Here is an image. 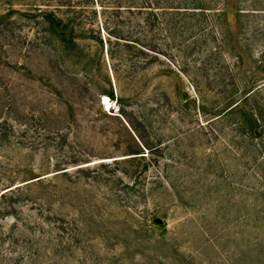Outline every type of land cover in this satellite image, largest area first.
Wrapping results in <instances>:
<instances>
[{
  "label": "rangeland",
  "instance_id": "rangeland-1",
  "mask_svg": "<svg viewBox=\"0 0 264 264\" xmlns=\"http://www.w3.org/2000/svg\"><path fill=\"white\" fill-rule=\"evenodd\" d=\"M45 2L0 0V11L27 10ZM203 4L211 8L205 9L204 29L187 40L186 52L173 49L175 72L156 79L152 76L157 65L146 72L135 68L128 75L129 62L109 60L100 16L87 14L82 24L85 37L79 42L91 58L87 75L97 92L100 88L113 92L112 97L100 93L99 106L94 103V108L123 121L121 109L136 108L141 93L150 92L158 80L172 92L169 104L162 100L164 105L157 113L169 114L164 131L173 138L170 158H158L156 165L132 174L131 164L139 160L113 161L122 157L117 155L122 154L127 144L123 140L128 138L118 120L104 118L108 131L93 133L80 117L77 128L72 123L66 130L59 118V124L52 123L49 130L30 133L31 145L6 147L5 158L10 162L0 156L8 163L7 176L11 170L21 180L30 171H49L46 176L63 166L75 171L88 164L96 175L101 174L96 180L91 171L90 177L72 176L58 182L65 187L56 203L63 229L55 231L56 251L50 250V264H228L233 252L249 250L252 239L264 237V194L257 179L259 174L264 176V0H203ZM18 26L20 40L33 36L32 22L19 21ZM195 38L199 48L192 43ZM6 49L1 55L10 54L12 63H23L36 73L47 68L48 57L39 50L25 56V44ZM65 64L69 70L84 72L70 58ZM20 71L8 72L17 84L18 112L23 113L36 104L29 96L31 90L39 92L41 86ZM145 77L150 84L144 87ZM259 86L251 94L254 98L248 99L259 118L257 137H252L247 124H238V115L215 119L231 96H243L238 88L248 91ZM37 96L45 97L44 106L49 104L55 111L62 108L52 105L58 101L48 94ZM181 96L190 103L185 111L175 100ZM90 104L87 100L86 106ZM181 112H185L184 121ZM183 131L186 137L181 146L178 140ZM80 156L85 157L79 158L80 164L73 163ZM143 161L149 163V158ZM163 170L168 177L160 178ZM249 187L259 191L256 194ZM154 217L161 218L163 226L154 224Z\"/></svg>",
  "mask_w": 264,
  "mask_h": 264
},
{
  "label": "trees",
  "instance_id": "trees-1",
  "mask_svg": "<svg viewBox=\"0 0 264 264\" xmlns=\"http://www.w3.org/2000/svg\"><path fill=\"white\" fill-rule=\"evenodd\" d=\"M42 5H35L27 10L9 8L0 11V156L10 162L9 158H5L8 157L6 147L21 149L31 145L30 133L33 134L36 129L49 130L52 123L59 124V118H63L66 123V130L71 129L72 123L77 128L80 125V117L86 120L93 133H97V130L108 131L109 123L105 122L104 118L118 120L120 129L125 130L128 138L123 140L127 144L122 154L117 155L122 157L113 161L124 163L139 160L136 164H131L134 165L130 172L132 174L145 171L149 164L156 165L158 158H170L173 138L169 132L164 131V127H168L170 122L169 114L157 113L164 105L162 100L169 104L172 92L158 80L150 92L145 90L141 93L142 98L136 108H131L130 112L121 109L120 116L123 121L118 115H107L100 108H94V103L99 106V99L96 98L100 93L112 97L113 92L103 88L97 92L87 75L86 70L90 66L91 58L79 42L80 38L85 37L82 24L87 14H90V17L100 16L99 23L105 33L109 60L129 62L128 75H132L135 68L146 72L152 65H157L158 69L152 76L156 79L175 72L172 62L173 49L186 52L185 47L189 46L187 40L194 38L204 29L205 9L211 8L206 7L203 0H47ZM23 20L32 22L35 32L33 36L24 35L23 40H20L21 35L16 34V29L19 27V21ZM98 39L102 44V39ZM192 43L194 47H200L198 39L195 38ZM23 44L26 45L25 56L38 50L41 54H46V70L36 73L32 67L9 61L10 54L2 57L1 54L6 52V48L12 51ZM66 58L80 64L83 74L66 68ZM20 70H23L28 79L41 86L39 92L31 90L32 94L29 96L36 104L31 110L23 113L18 112L20 103H17V84L8 72L20 73ZM148 80L145 77L144 87L150 84ZM260 87L248 91L238 88L240 93L243 91V96H231L224 108L214 115L215 119L238 115V124H247L252 137H257L259 134L256 125L259 118L255 106H251L252 103H248V99L254 98L251 94ZM37 93L48 94L50 98L57 99L58 102L52 105H62L61 111H55L49 104L44 106L42 103L45 97L37 96ZM26 96L24 98H27ZM87 100L91 101L88 106ZM175 100L182 110L189 109L188 99L181 96ZM242 101L243 106L240 105ZM184 114L185 112H181L179 115L181 121H184ZM184 134L183 131L178 140L181 146L186 137ZM120 142L119 140L118 143ZM79 158L85 157H76L72 160L73 163L80 164ZM146 158H149V163L143 161ZM96 163H100L101 167L106 165L102 162L94 164ZM89 165L79 166L75 171L63 166L46 176L44 174L49 171L42 174L30 171L28 177L21 180L16 172L12 174L11 170L7 176L8 163L0 160V264H50V250L53 248L52 252L56 251L55 231L60 232L63 229L60 224L61 215L56 211V203L65 187L58 182L72 176L90 177L88 173L91 171L95 174L93 180L101 178V174L96 175ZM259 176L257 179L261 193L264 194V176ZM161 177H168L166 170H163ZM160 178L156 177L158 180ZM167 185L171 187L168 182ZM250 191L257 194L259 188ZM174 194L178 195V192ZM153 219L154 224L163 226V222L155 223ZM248 244L249 250L233 252V258L228 264H245L249 257L252 258L248 264H264V237H256Z\"/></svg>",
  "mask_w": 264,
  "mask_h": 264
},
{
  "label": "water",
  "instance_id": "water-1",
  "mask_svg": "<svg viewBox=\"0 0 264 264\" xmlns=\"http://www.w3.org/2000/svg\"><path fill=\"white\" fill-rule=\"evenodd\" d=\"M153 221L155 223H162L163 220L161 218H159V217H154Z\"/></svg>",
  "mask_w": 264,
  "mask_h": 264
}]
</instances>
